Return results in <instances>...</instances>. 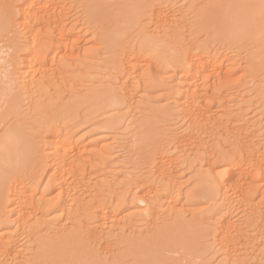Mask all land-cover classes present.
<instances>
[{
	"label": "rangeland",
	"instance_id": "1",
	"mask_svg": "<svg viewBox=\"0 0 264 264\" xmlns=\"http://www.w3.org/2000/svg\"><path fill=\"white\" fill-rule=\"evenodd\" d=\"M15 1L16 8H21V2L24 0ZM47 1L60 4V9L55 11L50 8L46 13L51 14L53 19L41 21L39 26H36L38 30L36 27L34 29V26L33 32L30 31L31 28L27 30L20 24V14L16 16L12 37L17 43L15 49L13 48L14 52L19 55L16 54L17 59H14L10 68L15 75H9H12L10 78L14 80V87L19 85L16 86L17 91L24 96L23 109L27 110V115H32L26 118L24 116L22 123L25 120L24 126L31 148L35 150V154L39 152L35 158L40 157L43 166L46 162L42 168V163L38 160L41 166L36 171L38 175L34 174V180L41 175V169L48 170H43L39 181L30 177L31 180L26 179L16 187L18 191H23L19 196L24 201L30 195L36 196V206L39 210L34 211L30 220L27 214L30 209L25 206L22 209L12 201L15 188L11 185L10 189L5 191V199L0 206V217H3L0 218L2 241L5 242L8 232L16 230L13 227L15 223L11 224L15 220L20 219L23 222H20L22 228L18 229L15 240H18L24 231L26 235L20 238L19 250L13 249L15 258L3 255L0 260L8 264H24L34 258L41 239L48 242L54 239L63 241L78 234L89 237L96 228L101 238L96 241V246L102 248V251L113 249L111 254L125 257L124 260L128 264L154 260V254L143 253L145 249L132 248L137 242L147 241L160 244V255L170 264H203L209 260L212 264H221V261H227V264H264V228L256 210L262 205L260 203H264L261 202L264 200L263 187L256 182L254 186L251 185L249 181L252 182V176H245L242 178V181L246 179L243 184L248 183L243 185L242 192L238 187L235 189L228 180L226 165L229 157H233L230 156L231 152L235 151L237 146L243 145V141L249 146H245L249 148L245 150L256 154L258 160L255 159L251 163L252 166H242L245 169L241 168V171H246V168L247 171H255V167L264 160V71L253 72L250 52L245 48L233 49L228 40L216 44L218 31L225 30L226 25L232 27L227 21H233L232 12L237 10V3L235 2V6L230 4L232 0H101L105 4L98 7L90 4L89 0H44ZM105 6V10H109L113 17L105 27L99 28L89 18L94 14V10L97 9L95 12H98ZM128 6L134 7L137 12L141 10L144 15L135 27H124L119 18L122 10L129 8ZM18 8L15 9L17 13ZM136 10L133 9V12ZM218 16L219 19L216 20ZM109 28L119 29L115 30L117 32L125 30V37L130 40L127 53H109V47L100 37ZM27 31L43 37L46 44L56 39H61V43H69V48L64 50L63 54L48 57L45 62V65L50 67L48 75L36 73L32 75L35 77L31 78V74L26 70L22 55L24 56V41L29 34ZM178 53L181 58L179 61ZM213 54L219 56L217 58L226 56L227 60L217 73L206 71V74H200L197 80H193V85L199 86L203 98L199 99L200 102L198 100L197 103H192L195 110L192 112L200 116L199 122L192 126L194 124L189 118L196 116L190 113L187 118L184 113L181 114L185 102L182 101L185 93L183 91L191 77V63L194 66L192 61H200L199 65L202 66L214 56ZM157 55L169 68L165 81L159 87L146 78L150 73H145L146 69L152 67L153 79L159 82L155 72ZM122 59L124 62L129 60L128 65L125 62L121 66L122 64L117 62ZM19 62H22V65ZM132 62L136 69L137 66L140 68L139 74L136 69L132 72L127 70L131 71L129 63ZM169 80L175 87L169 85ZM110 101H116L117 105L110 108ZM72 103L77 104L78 109L72 110L75 108ZM69 104L72 106L70 112L64 109L70 108ZM153 106L171 111L173 118L168 121L167 133L163 136L156 135L155 123H146ZM114 109H118L115 110L118 113ZM64 112H67V115ZM117 121L119 126L116 125ZM144 131L151 136L147 149L150 153L145 154L147 157L144 155V158L138 159V154H142L138 152L141 150L140 142L145 140L140 141L145 135L140 137L139 134H144ZM67 136L74 137L73 142L77 148L69 155L72 160L71 168L67 170L66 183L50 184L47 176L52 169V163H49L52 143ZM225 140H228V143H225ZM217 144L220 150L227 154L225 163H217V156L220 154L215 150ZM177 152L183 153L184 179L189 182L183 187L177 186V193L174 192L176 186L171 185L158 202L152 204L149 200L152 199L160 180L166 176L176 160ZM200 153L207 154L199 158ZM146 166L151 170V178L141 176L129 189V174L139 176ZM198 172L213 177L216 182L212 188H201L198 198L190 200L189 192L198 180L189 178L195 177ZM219 172L224 173L222 180L216 175ZM247 184L257 189L252 191ZM245 190L249 193L246 194ZM62 192L64 194L61 196ZM173 193H176L175 196ZM176 196L177 198H174ZM145 198L151 203L147 208L146 203L141 202ZM48 206H51L52 210L45 213ZM119 206L121 207L118 210ZM152 206H157L156 210H160V213ZM147 209L151 218L146 217ZM112 211L124 212L120 217L122 222L110 219ZM153 211L158 213V219L161 218L157 219L158 222L153 217ZM189 217V229L185 231V222ZM228 219L234 223L233 227L236 225L232 228L234 234L239 235L238 227L244 234L240 232L242 238L239 237L242 240L236 239V243L233 242L234 247L232 244L233 248L230 246L232 249H227L230 251L226 252L224 248L225 251L222 250V241L219 240L221 225H216ZM6 220L11 223H6ZM32 231L37 234L38 241L28 237ZM201 234L211 236L214 246L211 252Z\"/></svg>",
	"mask_w": 264,
	"mask_h": 264
},
{
	"label": "bare ground",
	"instance_id": "2",
	"mask_svg": "<svg viewBox=\"0 0 264 264\" xmlns=\"http://www.w3.org/2000/svg\"><path fill=\"white\" fill-rule=\"evenodd\" d=\"M89 1H90V4L98 6V7L104 6V4H105L101 0H89ZM233 1H234V4H233ZM229 2H231V1L229 0ZM235 2L237 3V6L239 9L237 8V10H235V9L233 10L234 11V12H232L233 21L232 20L231 21L226 20L228 24L230 23L232 25V27L229 28L230 25H226L225 30L223 29L221 31H218V38L216 40V42H217L216 44L225 43V41L228 40V41H230V46L233 49H237V48L239 49L241 47L245 48V50L247 52H250L253 72L260 73V72L264 71V6H262V0H232V2L230 4L236 6ZM16 3H17V1H15V0H0V206L5 199V191L9 190L11 185H12L15 188V190L13 191V195H12V201L15 202L14 205H18L20 208H22L23 206L28 207L30 209V211H28L27 214L29 215L28 218L30 220V217L34 216V213H35L34 211L37 212L39 210V207L36 206L37 205L36 204L37 201L35 199L36 196L30 195V196H28L27 200L24 201L20 198L21 196H19V194L23 191H21V192H20V190L18 191V189L16 187L19 184L23 183L24 180L27 179V181H28V179H30V177L33 178L32 180H34V177H35L34 174L38 175L36 171H38L39 166H41L42 162L39 160V159H41L40 157H39V159L35 158V155L39 154V152L35 154V150L33 148H31V142L28 138V135L26 134V128L24 126L25 120H24V123H22V118L24 116L26 118V116L28 117L31 114L27 115V113H26L27 110L25 111L23 109V104H25V103H23L22 97H24V96H21L22 94H20L17 91V89H18L17 87L19 85L18 86L16 85L17 87L16 86L14 87V85H13L14 83L12 82L14 80H11L12 77L10 78V76H12L13 74L15 75V73H12V70H10V68H12L11 66H12L14 59L16 58V54H17L14 52V49H15L14 47L17 43H16L15 38L12 37V29L15 27L16 16L20 14V17L22 18V21L20 22V24L23 25L27 30H29V28H31L30 31L33 32L35 27L37 25L39 26L41 21L45 22V21H51L53 19V16L51 14H47L46 12L50 8H54L55 11H58L60 9V4L54 3L52 1L44 2V0H37V1H35V0H24V2H21V3H23L22 7L21 6H20L21 8L17 7L19 9L18 13H17V10H15V9H17ZM18 4H20L19 1H18ZM18 4H17V6H18ZM225 4L223 5V7L225 6ZM235 6H234V8H236ZM128 7L131 9H129L127 7H126V9H123L122 12L120 13L121 15L119 18H120L121 22L124 23V27L127 26V28H130V27H133L134 25L136 26L138 21H140L139 19L142 18V16H144V15H142L141 10L137 12V10L134 7L133 8L130 6H128ZM106 8H107V6L99 9L98 12H95L97 9L94 10L93 11L94 14L91 15V17L89 18V19H92L91 21L93 23L95 22L97 24L96 26H99V28L105 27L106 23H110L109 20L113 17L112 13L109 10H105ZM244 8L245 9L247 8L248 10L242 11L241 9H244ZM133 9L136 11L133 12ZM215 19L218 20L219 16ZM220 19H221V16H220ZM166 21L167 20H165V22ZM213 21H214V19H213ZM213 23L217 24V22H213ZM167 24H168V22H167ZM32 26H34L33 27L34 29H32ZM171 26H172V24H171ZM36 30H38L37 27H36ZM115 30H119V29L111 30L109 28L105 33L101 34L100 37H101V39H103V41L105 42L107 47H109V53H114V52H118V51L120 53L121 52L125 53L130 48L128 45V43H130V40H129V38L125 37V34H126L124 32L125 30L124 31L122 30L121 32L120 31L117 32ZM27 32L29 34L27 35V38L24 41V56L22 55V61L26 67V70H27L28 74H31V76H30L31 78L35 77L32 75H35L36 73L48 75V71L50 70V67L45 65V62L47 61L48 57L53 55V54H54V56H58L60 54H63V51L64 50L67 51V49L69 48V43H61L60 42L61 39H60V41L56 39V40H53V42H51L50 44H46L43 37L41 38L40 35L34 34V33L31 34L29 31H27ZM36 32L39 33L40 30H39V32L38 31H36ZM23 40H22V42H23ZM20 46L21 45H19V47ZM21 52H19V53H21ZM22 54H23V52H22ZM17 55H19V54H17ZM213 55L214 56L211 57L210 59H208V61H205L206 63H204L202 66H200L201 65L200 61H199L200 63L199 62L195 63L196 60L192 61V62H194L195 65L192 66L193 64L191 63V68L189 70L191 72V77H190V80L187 81V82H189V83H187L188 84L187 88L185 89V91H183L185 93H184V99L182 101H185V102L182 106L183 112H181V114L184 113L185 116L189 115L190 113H191V115L192 114L195 115L193 113V112H195V110H193L194 106L192 105V103L193 102L197 103V101L200 98L201 99L203 98L202 94L200 95V91L198 88L199 86H197V84L195 86L193 85L194 84L193 80H197L196 78H199L198 76L200 74H203L206 71H208L211 74L217 73L219 68L221 67V65H223L224 62H226V60H227L226 56H221L222 53L220 55L221 58H217L219 56H217L215 54H213ZM19 59H20V57H19ZM179 59H181V58H179ZM18 60L17 61L15 60V61L18 62ZM125 60H127V59H125ZM117 62L122 64L121 66H123V63L125 64V62H127V65H128L129 60L124 62V59H122L121 61L119 60ZM20 63L22 65V62H19V64ZM118 63H117V66L119 65ZM187 63H188V60H187ZM131 64L129 63V67L132 68L131 71L129 69H127L129 72H132L133 69H136V66L133 65V62ZM185 65H186V63H185ZM16 66H18V64ZM14 67H15V65H14ZM192 67H196V68L193 69ZM118 68L121 69L120 65L118 66ZM17 70H19V69H17ZM124 70L126 71V69H124ZM23 71H25V70H23ZM135 71H137L136 73L139 74L140 68H138V66H137V69ZM141 71H143V70H141ZM10 73L12 75H9ZM204 74H206V73H204ZM26 76H27V74H26ZM38 76L39 75H37V77ZM211 76H213V75H211ZM211 76H209V77H211ZM206 78H207V75H206ZM110 102L111 103L108 105L110 108H112V106L114 108V106L117 105L116 101H110ZM198 102H200V100ZM72 104H74V103H72ZM180 104H182V103L180 102ZM69 105L71 106V104H69ZM76 105L77 104H74L75 108H72V106H71L70 108L68 107L69 109L65 108V107H64V109H67L70 112L71 108H72V110H74L76 108L78 109V106L76 107ZM72 110H71V112H72ZM115 110L118 111V109H114V111ZM180 110H182V109H180ZM117 111H115V112H117ZM73 112H75V111H73ZM64 113L66 114L67 112H64ZM73 114H75V113H73ZM68 115H69V113H68ZM70 115H72V114H70ZM177 116H178V114H177ZM188 117L189 116H187V118ZM190 117H191V118H189V119H191L190 121H192L194 124L192 126H195V124H197L199 122L200 116L198 117V115H197L196 117H192V116H190ZM118 121H119V119H118ZM118 121L116 123H118ZM116 125L119 126V123ZM146 132H147V130H146ZM146 132L144 131V134H142V135L139 134L140 137L145 135L143 138L145 140L141 141V138H140L141 142H140L139 148L141 150L140 151L138 150V152L139 153L142 152V154H138V152H137V154L139 155V158L137 157V155H134L138 159H140V157H143L145 154L147 155V153H150V152H148L149 150L147 151V149L150 145V143L148 141H151V139H150L151 136L149 134H146ZM66 135H68V133ZM145 137H147V138L149 137L148 138L149 140L146 139ZM73 138H74L73 136L72 137L67 136L65 139L60 138L57 141H54L52 143L53 150H52V152L50 150L52 156L50 157L51 161L49 162V163H52V169L50 170L51 172L49 171V173H48V175H49V176H47L48 179L46 177V179L48 180V183L55 184L56 182H58L59 185H65L63 183H66L67 170H70V168H71L70 161L72 159L69 158V155L71 154V152H73V150L75 148H77V145H75V143L73 142ZM134 138H135V135H134ZM241 143H243V145L239 144L240 146H237V149H235V151L231 152L232 154L230 156L233 155V157L230 158L228 156L230 160L227 162L226 165H227V169H228L227 173L229 174L228 180L231 184L229 182L228 183L230 185L235 186V189H237L236 187H238V189L239 188L241 189V188H243V185L248 183V182H245V184H243L244 181H246V179L244 181H242V178L245 176H249V178H250L252 176V178H251L252 182L249 181V183L253 186H254V182H256V184L258 183L260 187H263V190L262 189L261 190L264 191V160L260 163L258 162L259 163L258 166L253 164L254 166H257V167H255V171L248 170L249 171L248 172L247 171L248 168H246V171H241L242 170L241 168H244L242 166H245V167L250 166L251 163L253 161H255V159L258 158L257 156H256L257 158L255 157L256 154L254 155V154L250 153L252 151L248 152V150H245V149H249V148H246L249 146H246V143L244 141ZM141 144H142V147H141ZM143 152H146V153H143ZM253 153H254V151H253ZM43 154H41V155H43ZM45 155H49V154L45 153ZM45 155H44V157H45ZM143 158H141V159H143ZM43 159H42V161H45ZM45 159H46V157H45ZM222 161L224 162V160H222ZM45 163H44V166H45ZM161 163L162 162H160V164ZM255 163L257 164V162H255ZM36 166H38V167H36ZM44 166L42 163V168H44ZM162 167H163V165H162ZM36 168H37V170H36ZM252 168L249 167V169H252ZM43 170H44V172H47L48 169L45 168ZM43 170L42 169L40 170L41 175H43ZM41 175H39V176H41ZM39 176H38V179L40 180ZM37 180L35 179L34 181H37ZM41 181L43 182V180H41ZM33 183L34 182H32V184ZM34 186H35V184H34ZM249 187L252 188V191H254L253 189H257V188H253L252 186H249ZM176 189H178L177 186L175 187L174 192H176ZM256 191L254 193H256ZM24 192H26V191H24ZM241 192H242V189H241ZM244 192L246 194L249 193L246 190ZM250 192H251V189H250ZM63 194L64 193L62 192L60 195L62 196ZM175 194H174V196H175ZM243 195H244V193H243ZM146 196L149 197L148 195H146ZM174 198H177V196ZM145 199H143L141 201L142 204L146 203L145 205H149V204L151 205L150 202L152 199L149 200L150 202H148L147 199H146L147 200L146 201ZM262 199H264V196ZM262 201L264 202V200H261V202ZM139 202H140V200H139ZM260 204H262V205H259V207H257L256 210H258V214L260 216V220L263 222V228H264V203H260ZM120 207L121 206H119V208H117V209L119 210ZM152 207H155V206H152ZM156 207H155V210L157 209ZM152 209H154V208H152ZM175 209H176V206H175ZM51 210H52V207L48 206V208L44 212L47 213ZM149 210L146 212L147 218L150 217L149 212L152 211V210H150V211ZM156 211L157 212L159 211L158 213H160V210H156ZM157 212H154L155 213L154 215L152 214L155 220L158 219V216H157L158 213ZM110 213H111L110 219L112 221L122 222V218H120V217H122L124 212L112 211ZM130 213H132V212H130ZM159 216L161 217V215H159ZM5 218H6V216H5ZM160 219L161 218H159L158 220H160ZM158 220H157V222H158ZM10 221L6 220V223L7 222L11 223ZM148 221H151V220H148ZM258 221H259V219H258ZM20 222L23 223L22 220H20V219L15 220V222L12 221L11 224L15 223L13 227L16 228V230H12V231L8 232L7 236L5 237V242L2 241L3 234H0V259L3 255H7L9 258H12V257L15 258V252L13 251V249L15 248L16 250H19V248L21 247L20 246V243H21L20 238L22 236L26 235V232L24 231L19 236L18 240H17V238L15 240L18 229L22 228V224ZM232 223L233 222L229 221V219H228V221H224L222 224L217 223V225H216V226L221 225L220 226L221 230L219 231L221 233V236H219V237H221V238H219V240L221 239L220 241H222L221 242L222 250L223 251L226 250V252L230 251L234 247L233 242L236 243V239L238 241L239 239L242 238L241 237L242 234H244V231L242 233L241 232L242 229H240V227H238V226L237 227L239 228V230L242 234L240 236V232L238 231V228L236 230L239 232V235L234 234L232 231V228H234L236 225H234V227H233ZM263 228H262V231H263ZM211 229H212V227H211ZM243 229H244V227H243ZM96 231L97 230L95 228V231H93L94 233L91 234L92 236H89V237H87V236L85 237V236L79 235V234L75 235V236L71 235L69 238H67L66 240H63V241H60L58 239H56V240L54 239V241L48 242L45 239H41L40 242L37 244V249H36V253L34 255V258L26 261L24 264H39V262H42V264H128L124 260L125 257L123 258L122 256H119L116 254L112 255L111 252L113 251V249L109 248L108 250L106 249V250L102 251V248H100L99 246H96V241L97 240L99 241L101 239L98 236V232H96ZM217 231H218V229H217ZM231 231H232V233H231ZM237 231H234V232L237 233ZM262 231H261V233H263ZM245 233H246V231H245ZM231 234H233L235 236H232ZM28 237L33 241H38L37 234L34 231H32L31 234L28 235ZM232 244H233V247H232ZM159 245L160 244H152L149 241L143 242V243L137 242L136 244L132 245V248H134V250H135V248H136V250H137V248H139V250H141L143 248V249H145L143 253L149 254V255H151V253L154 254V256H153L154 260L153 261L147 260V261L142 262V263H140V261H139V263H137V264H170L167 262L165 257L163 258V256L160 255L161 253L158 250ZM230 246L232 247L231 249H230ZM235 246H236V244H235ZM227 249H230V250H227ZM109 254H111V255L109 256ZM131 263H134V262H131ZM0 264H8V262H6V261L2 262L0 260Z\"/></svg>",
	"mask_w": 264,
	"mask_h": 264
},
{
	"label": "clouds",
	"instance_id": "3",
	"mask_svg": "<svg viewBox=\"0 0 264 264\" xmlns=\"http://www.w3.org/2000/svg\"><path fill=\"white\" fill-rule=\"evenodd\" d=\"M177 60L179 61V53L177 54ZM155 64H156V75L159 78V82H157L155 79H153L154 69L152 67H149L145 70V73H150V76H146V78L153 82V84L157 87L161 86L162 83L165 81L167 77V73L169 71V68L165 66L164 63L161 62V58L157 55L155 58ZM169 85L171 87H175L174 84H171L170 80L168 81ZM172 114L170 110H165L164 107H156L153 106L151 109V114L147 117L146 123L147 124H153L155 123L156 126V135L163 136L167 133V123L168 121L172 120ZM143 139V137H141ZM225 143H228V140L224 141ZM215 150L219 151V155L217 156V163H220L222 160L226 158V154L223 153L222 150H220L219 144L215 146ZM207 153H200V157L202 158ZM184 156L183 153L177 152L176 153V160L173 162L172 166L170 167L168 173L164 178H162L159 182V186L157 187L156 191L153 193L151 203L156 204L160 198V196L163 193H166L169 190V187L171 185H176L179 187H183L186 185L189 181L184 179ZM217 177H219L221 180L224 178V173L219 172L216 174ZM143 176L144 178H151V170L149 167H145L144 171L138 176L135 174H129L128 180H129V189L133 184H135L136 180L141 178ZM189 179H196L198 180V183L194 188H192L189 192V199H197L198 198V192L203 187L212 188L215 185V179L203 172H198L195 177H190ZM148 205H145V208H147ZM206 211V210H205ZM191 218H188V221L185 222L184 230L188 231L189 224H190ZM201 238L205 241L207 248L211 252L213 250V245L211 243V236L210 235H204L201 234ZM39 264H42V262H39ZM203 264H212L211 260L204 261ZM221 264H227V261H221Z\"/></svg>",
	"mask_w": 264,
	"mask_h": 264
},
{
	"label": "snow or ice",
	"instance_id": "4",
	"mask_svg": "<svg viewBox=\"0 0 264 264\" xmlns=\"http://www.w3.org/2000/svg\"><path fill=\"white\" fill-rule=\"evenodd\" d=\"M262 6H264V0H262Z\"/></svg>",
	"mask_w": 264,
	"mask_h": 264
}]
</instances>
